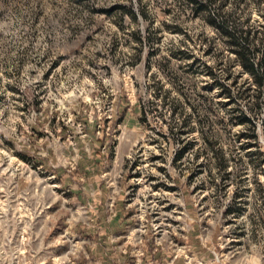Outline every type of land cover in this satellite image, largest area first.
Returning a JSON list of instances; mask_svg holds the SVG:
<instances>
[{
    "label": "rangeland",
    "instance_id": "374dc122",
    "mask_svg": "<svg viewBox=\"0 0 264 264\" xmlns=\"http://www.w3.org/2000/svg\"><path fill=\"white\" fill-rule=\"evenodd\" d=\"M209 15L264 32V0H0V264H264L262 114L242 137Z\"/></svg>",
    "mask_w": 264,
    "mask_h": 264
},
{
    "label": "trees",
    "instance_id": "16d2710c",
    "mask_svg": "<svg viewBox=\"0 0 264 264\" xmlns=\"http://www.w3.org/2000/svg\"><path fill=\"white\" fill-rule=\"evenodd\" d=\"M196 9L206 10V6H197ZM211 24L218 27L220 33L225 34L230 43L233 53L232 62H236L241 74H246L247 78L243 85L238 82V77L232 73L226 74L224 77H219L218 74L212 72L214 84L219 86L225 98L229 99L230 103H234L236 98H247L250 102L249 110L254 113V116L242 110L240 107H234L233 111L238 112L232 117V122L237 125H242L244 131L242 137L258 139L257 119L261 117V128L264 136V32L259 31L256 27H248L242 30H227L224 29L222 23L217 17L209 15ZM260 34V36H257ZM257 42L255 43V38ZM226 80H230L226 82ZM237 106V104H235ZM185 148L179 153V157L185 152ZM220 170L226 171L228 163L225 158L224 151H217Z\"/></svg>",
    "mask_w": 264,
    "mask_h": 264
}]
</instances>
